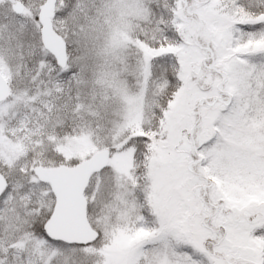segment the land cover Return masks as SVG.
I'll use <instances>...</instances> for the list:
<instances>
[{"label":"snow or ice","instance_id":"1","mask_svg":"<svg viewBox=\"0 0 264 264\" xmlns=\"http://www.w3.org/2000/svg\"><path fill=\"white\" fill-rule=\"evenodd\" d=\"M0 264H264V0H0Z\"/></svg>","mask_w":264,"mask_h":264}]
</instances>
